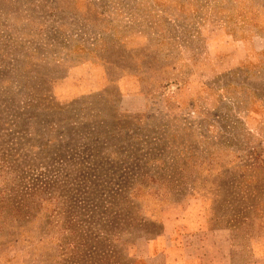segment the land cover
<instances>
[{"label":"rangeland","instance_id":"1","mask_svg":"<svg viewBox=\"0 0 264 264\" xmlns=\"http://www.w3.org/2000/svg\"><path fill=\"white\" fill-rule=\"evenodd\" d=\"M170 228L257 254L264 0H0V264H164Z\"/></svg>","mask_w":264,"mask_h":264},{"label":"crops","instance_id":"2","mask_svg":"<svg viewBox=\"0 0 264 264\" xmlns=\"http://www.w3.org/2000/svg\"><path fill=\"white\" fill-rule=\"evenodd\" d=\"M173 231V228L167 229L164 235L149 240V258L162 255L164 264H232L233 243L229 234V237L226 234L222 237L218 233L199 232L197 247L194 248L195 241H183L190 232L180 230L179 233L172 234ZM177 234H180V241L174 239ZM257 247V254L251 264H264V237L257 242ZM194 250L198 253H192Z\"/></svg>","mask_w":264,"mask_h":264}]
</instances>
